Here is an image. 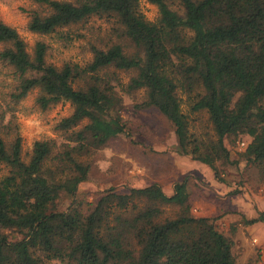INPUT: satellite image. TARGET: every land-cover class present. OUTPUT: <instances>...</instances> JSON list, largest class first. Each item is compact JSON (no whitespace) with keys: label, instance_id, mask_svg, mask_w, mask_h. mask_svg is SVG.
I'll return each mask as SVG.
<instances>
[{"label":"trees","instance_id":"trees-1","mask_svg":"<svg viewBox=\"0 0 264 264\" xmlns=\"http://www.w3.org/2000/svg\"><path fill=\"white\" fill-rule=\"evenodd\" d=\"M28 29L69 44L75 27L94 17L112 24L111 38L91 41L84 65L48 60L49 44L33 52L20 32L0 19V64L12 76L19 103L38 90L43 110L73 107L55 129L23 153L13 116L0 109V264H237L234 240L209 217L192 213L188 183L167 194L153 183L107 189L92 207L78 198L92 156L127 133L121 91L142 90L138 108L158 109L173 126L181 154L217 166L234 164L227 140L251 137L243 152L264 175V0H31ZM121 73L131 74L124 82ZM187 104L185 111L183 105ZM206 111L213 136L192 129V113ZM63 199L70 202L63 208ZM178 208L165 217V206ZM246 224L264 222V211Z\"/></svg>","mask_w":264,"mask_h":264},{"label":"rangeland","instance_id":"rangeland-1","mask_svg":"<svg viewBox=\"0 0 264 264\" xmlns=\"http://www.w3.org/2000/svg\"><path fill=\"white\" fill-rule=\"evenodd\" d=\"M36 5L31 0H0V19L15 27L33 52L37 40L49 44L48 60L57 65L73 61L80 65L92 58L91 41L111 38L112 24L106 19L94 17L74 29L82 37L64 44L54 33L40 35L31 32L27 23L29 10ZM141 9L149 20L159 15L158 7L148 0H141ZM131 74L121 73L124 81ZM12 76L0 64V109L19 127L23 153L32 151L35 141L56 138L63 140V134L55 129L56 123L73 111L68 101H61L43 110L36 103L38 90H34L19 103L12 101ZM124 98L123 116L128 123L127 133L111 139L92 156L89 179L78 190V198L84 205L92 207L102 193L109 188L126 190L129 187H143L153 183L162 186L167 194H172L176 183L187 182L190 192L192 213L215 219L217 227L234 242L237 264H264V222L246 224V219L258 216L264 211V175L256 164L244 159L243 152L251 140L243 136L232 143L227 140L234 164L218 162L219 180L214 171L205 163L181 154L177 149V139L169 120L154 107L138 108L145 97L142 90L127 94ZM184 110H188L185 103ZM192 129L203 138L214 133L206 111L192 113ZM8 173L1 165L0 178ZM70 199H63L65 208ZM178 208L165 206V217H174ZM51 264H62L57 261Z\"/></svg>","mask_w":264,"mask_h":264}]
</instances>
